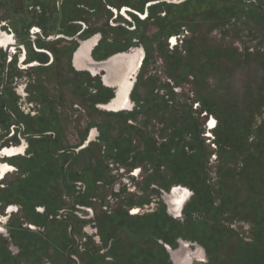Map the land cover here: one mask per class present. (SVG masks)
Segmentation results:
<instances>
[{"label": "rangeland", "instance_id": "374dc122", "mask_svg": "<svg viewBox=\"0 0 264 264\" xmlns=\"http://www.w3.org/2000/svg\"><path fill=\"white\" fill-rule=\"evenodd\" d=\"M146 1L149 0H142V2L139 0H110V3L116 7L115 9L129 3L146 12L148 5L145 3ZM182 1L170 0V2H164L166 3L164 6L153 8L155 13H152L149 18L141 20L140 26H137L133 34L129 32L121 39L117 38L119 33H122L121 30L115 32L112 29H107V32L110 33L107 37L109 42L117 40L120 43L119 51L120 49L124 50L123 47H127V41L131 40L128 38L136 37L138 42L132 40L134 49L129 48L126 52L133 53L137 49H142L144 55L146 54L143 67L140 66L136 72L132 73L131 80L137 87L133 88L134 91L131 88L129 92V99L132 103L127 109L116 113L103 110L101 105L105 103L95 104L99 102L95 100L96 98L106 103L111 101V99H107L109 94L102 92V88L100 89L98 84L101 82L105 86L103 81L105 73L101 71L93 80L84 79L83 77L86 76L76 78L71 68L72 51L70 49L58 50L57 55L54 54L55 64L45 70H29L28 74L16 72V76L22 74L17 76L18 78H15L12 83L16 94L14 100L16 109L24 117H29L32 128L38 127L37 130L56 132L59 148L70 151H68L67 157L49 161V155H46L50 150L49 142L38 143L35 145L34 151L43 157L38 156L35 159V164L27 162L26 159L21 160L24 162L23 173L10 172L0 183V264H67L66 253H62L55 246L60 241L66 242L68 238L62 223L56 222L55 225L50 223L52 225L49 224V227L46 228V234L52 237L55 244L44 241L38 234H28L22 228L20 229V226L32 214L30 210L33 207H36L37 210V207L44 203L49 208L54 205L71 207L72 196L66 187L64 168H61L63 164L65 167L69 162L70 166L73 164L75 172L71 180L74 178L78 182L85 183L86 194L93 200L91 202L95 217L98 214L101 216L104 212H119L125 208L124 206H126V210L130 209V213L137 212L136 216L147 215L155 212L159 203L165 204L172 215L171 217L175 220L185 223L186 219H190L189 235L192 233L196 239L208 241L215 252L212 257L215 264H264V240L263 242L256 240L252 230L254 229L252 220L258 215L255 203L258 202L259 197L255 200L252 199L253 201L257 200L255 203L252 201L253 204L242 203L245 206L243 208H233L232 204L227 203L224 213L215 216V207L220 205L219 195H222L218 194V189L215 188L220 180L218 174L220 156L218 146L214 143L216 136L214 132L217 129L216 125L220 122V117L206 104V101L213 103L212 107L216 111L228 116V122L232 124V127L234 126L233 129L249 126L254 129L258 126L264 128V102L260 97L261 94L264 95V17L260 14L262 10L259 7L260 5L264 6V0ZM169 9L173 11L163 21L164 11ZM175 11L178 12L174 13ZM103 12L98 14L93 12L94 15H92L90 12L81 11L80 14L93 26L99 28L108 17L105 11ZM181 14L184 15L181 16ZM114 21L124 23L128 20L119 14L117 20L114 19ZM162 21L163 23H161ZM172 22L175 23L174 27ZM160 27L173 28L171 31L174 32L173 35H177L178 45H170L168 35L171 33L168 31L158 33ZM66 41L68 40L56 42L51 47L56 46L57 48V45L65 44ZM117 46V44L103 42L96 54L103 56L108 50ZM140 78L142 81H137ZM160 84L168 87L159 88ZM24 87H26L27 94L29 93L26 97L18 94V90ZM110 88L114 96V91L117 88ZM35 91L40 94H33ZM134 98L137 101L140 100L142 106L152 99L155 107L153 109L145 107L144 110L141 109L134 114L136 119H132V121L137 124H135L136 130L132 133L131 138L135 139V142L132 146L127 143L124 145H127L132 152L135 150L137 154L128 152V155L125 154L122 157L121 152L125 149L127 151L126 146L118 141L122 140L124 131L121 128L125 126V122L127 123L122 117H128L126 113L132 114L136 109ZM187 99L192 104H189ZM91 100L95 104L92 103L94 107L91 105ZM163 100L168 102V106H166L167 103H163ZM148 104L151 106L152 102L149 101ZM187 105H191V108H188ZM121 111L125 112L122 114L123 116L121 113L118 114ZM191 117L192 119L196 118L200 124V139L205 144L204 150L208 160L205 165L208 171V183L213 184L216 192L212 191L215 198L213 203L215 206H213V212L215 213L211 212L210 214L203 211L205 207L202 206V200L197 199L190 206L188 216L186 205L194 200V191L173 178L174 171L172 172L171 162L165 161L157 172L156 167L149 161H142L140 158L146 152L144 142L147 139L151 138L156 146L168 142L172 133L181 130L182 126H187V123L191 125L192 122H189ZM212 119L215 121L213 126L209 124ZM183 120L184 122H182ZM173 124L175 127L172 126ZM186 129L188 128L186 127ZM101 130L112 138H102L101 136L99 138ZM0 131V144H2L6 139L2 135L6 131L1 125ZM128 136L127 134L126 137ZM177 136L178 139H182L181 146L192 138L189 132ZM89 139H91L89 146L85 148ZM253 139L252 135L249 139L250 142L254 141ZM184 147L190 155H194L195 150L192 152L191 144L189 147ZM72 150H75V153L80 150L74 161H72L74 154L70 153ZM174 150L177 151V148ZM138 154L141 155L139 158H137ZM126 155L127 158L124 159ZM128 157L135 159L132 162L127 160ZM46 158L48 162H45ZM8 159L2 160L7 161ZM227 162V167H237V169L243 167L242 158L231 159L230 162ZM251 162L253 164L254 160ZM255 163L252 166L258 171L257 177H262L264 180L263 162L256 165L257 167ZM33 166L38 169L36 173L29 174L27 167L34 169ZM141 168L142 171L140 170L139 173ZM136 173H139L138 177L133 176ZM150 175L159 185L153 182L154 184L148 186ZM155 176H159L160 180ZM230 177L232 175L229 173L225 180ZM258 178L250 180V185L256 190L259 189L258 186L256 187ZM166 185L169 187L167 188ZM161 186H164L165 189ZM176 186L189 190L179 212L172 211L170 202L171 191ZM235 186V190L242 187L241 183H235ZM262 187H264V181ZM235 194L238 196L237 193ZM243 197V194L239 195V198L244 199ZM8 204H14L18 209H14L10 221L7 222L3 216ZM252 207L255 210L251 211ZM208 214L211 215L210 218H208ZM79 215L85 218L92 216L91 213L85 211L80 212ZM118 220L121 222L124 217L121 216ZM81 225L82 234L93 236L90 243L91 248L98 252L106 251L97 236L94 217H91L88 223L83 221ZM81 225H79L80 228ZM207 225H212L213 230L211 231ZM221 225L235 231L236 234L231 233L226 240L220 239L219 245L216 246L212 240V233L215 228ZM11 226L12 228H10ZM3 229L11 234L10 240L4 239L3 236L10 237L9 234L6 235L1 231ZM108 233L112 234L113 232L109 231ZM113 235L117 240H122L120 245L124 248V245L129 243V238L133 239L134 237L125 231H122L119 237L114 233ZM189 237H181L182 239L176 240L173 251H168L170 261L173 264H211V256L204 246L198 240ZM241 241L249 245L253 244L254 250L244 251L246 249L242 247ZM79 246L83 250L86 248L85 244H79ZM11 247L14 251L17 249L18 251L13 254ZM132 251L134 250L130 249V252ZM190 254L194 255L191 256V259L189 258ZM198 255L202 256L198 257ZM144 258L145 260L143 257L139 259L142 261L141 264H147V258ZM153 259L155 258L148 257L149 264H156ZM112 260L113 257L108 261ZM133 264H137V262H133Z\"/></svg>", "mask_w": 264, "mask_h": 264}, {"label": "flooded vegetation", "instance_id": "af4514ba", "mask_svg": "<svg viewBox=\"0 0 264 264\" xmlns=\"http://www.w3.org/2000/svg\"><path fill=\"white\" fill-rule=\"evenodd\" d=\"M139 1L142 2V0ZM194 1L196 0H183L182 2ZM164 2H170V0L146 1L145 3L148 5L146 8V12H144V10L140 9V7L129 3L120 5L119 9H115L116 7L111 5L110 0H81V3L80 0H0V125L3 127V130L6 131L4 135H2V137H6V139L3 140L2 144H0V183L5 180L10 172L17 171L23 173L24 162H21V160L26 159L27 162L35 164V159H37L38 156H42L37 155L34 151L35 145H37L38 143H42L43 141L49 142L50 150L49 154H46L49 155V161L54 159L59 160L64 156L67 157L68 151H70L59 148L56 141V132L52 130L41 129L40 131L37 130L38 127L32 128L30 126L32 122H30L29 117H24L23 115H21L18 109H16V102H14L16 94L12 83L15 78H18L17 76L22 75L20 74L16 76V72H25L26 74H28L29 70H45L46 68H49L55 64V55H57V51L67 48L72 51L70 57L72 65L71 68L75 73L76 78L86 76L83 78H89L93 80L94 77H97V75L100 74L101 71H103L101 70V68H105V70L103 71L105 73L103 75L105 86L102 85L101 82H99L98 84L99 88H102L101 90L110 92L109 95H107V99H111V101H107L108 103L99 101L95 104L105 103L101 105L103 110L115 111L116 113L117 111L127 109L131 106L132 103L131 99H129V92L131 88L134 91L137 87V85H134L133 81L131 80V76L133 72H136L138 70V67L143 58V50L137 49L133 53L126 52V50L129 48L134 49V42H138L136 37H127L131 40L127 41V47L125 46L122 48L124 50L120 49L119 51L120 43L117 40H115L114 42H109L107 37L108 35H110V33L107 32V29H112L115 32L117 30H121L122 33L120 32L117 36V38L119 39L124 37V35L129 32H132L133 34L134 31H136L137 26H140L142 22L141 20L149 18L152 13H155L153 8L156 9V7L164 6V4H166ZM81 11L87 13L90 12V14L92 13V15H94L93 12H96L98 14L105 11L108 17L107 20L101 25V27L97 28L96 26H93V24L89 20L84 19V16L80 14ZM171 11L173 10L169 9L167 11H164L165 18L163 19V21L166 20L167 16L169 17ZM177 12L175 11L174 13ZM114 13L115 15H113ZM119 14L122 18H126L128 21H124V23L114 21V19L117 20ZM260 14L264 17L263 10L262 12L260 11ZM183 15L184 14H181V16ZM163 21L161 23H163ZM115 23L118 24L115 25ZM172 26H175L174 22H172ZM171 29L173 28L170 27L169 29L168 27H160L158 33L162 31H168L169 33H171L168 35L170 37L169 43L170 45L175 46L178 45L176 41L177 35H173L174 32L171 31ZM133 39L134 42L132 41ZM63 40L68 41H66L65 44L57 45V48L56 46L51 47L52 44L56 42L58 43ZM103 42L117 44L118 46L111 50H108V52L103 54V56L97 55L96 51ZM145 57L146 54L144 55L143 62L141 63V68L144 65ZM108 59H110L109 62H106L104 64L96 63L100 61H106ZM137 81H139V79H137ZM169 81L171 82L170 79ZM26 87L18 90V94L20 96L26 97L29 94H27L26 92ZM110 87L117 88V90L114 91V96ZM33 94L39 95L40 93L35 91L33 92ZM110 95L113 96V98H110ZM90 102L93 106V100H91ZM187 102L189 104H192V102L188 101V99ZM134 104L136 106V109H134L132 114L127 112L126 114L128 117H122L125 121H127V123L125 122V126L121 129H123L124 131L123 135H129L128 137L125 136L126 138L130 139L129 146H132L133 142H135V139L131 138V136H133L132 133H134L136 130L135 124H137H134L132 121V119H136L134 114L138 113V111L141 109L144 110L145 108L141 107V101L138 103L135 98ZM187 106L190 107L191 105ZM119 113H121L122 115L125 112L121 111L118 112V114ZM209 124L213 126V124H215L214 119H212ZM217 126L218 124L216 125V127ZM91 128L94 129V127L92 126ZM101 134L102 133L100 132L99 138ZM214 140L215 145L218 146L216 142V136ZM90 141L91 139L86 142V146H84L85 148L89 146ZM203 145L205 146L204 142ZM80 150L77 153H75V150H72V152H70L74 154L72 161L77 159ZM131 152L132 150L130 151V153ZM132 153L135 155L137 154L135 153V150H133ZM5 158L9 159L7 161L2 160ZM134 159L135 158L133 157H128L127 160L133 162ZM45 162H48L47 158ZM33 167L34 169H32L31 167V169H29V167H27V172L29 174L36 173V170L38 168L35 166ZM111 167L113 168V165H111ZM61 168H64L63 172L65 174L66 187L69 190L70 195L72 196L71 207H65V205L63 207H58L54 205V207L49 208L44 203V205H39V207H37L38 212L36 210V207H33L32 210H30L32 211V214L28 216L27 219H25V222L22 223L20 229L22 228L25 232H28V234H38L39 237H41L48 243H54L52 237L46 234V228L49 227L50 223L55 225L56 222H64L66 225L65 230L67 232V235L72 239V244L65 251L66 257L72 260L71 264H81L79 253L85 251L86 248L84 250L81 249V246H79V244L86 245L88 242H92L93 237L92 235L81 233L82 222L84 221V223H88L90 222V218L94 217L97 236L102 242V247L106 249V251L104 250V252L99 253L105 255L112 247L113 238L109 240L107 245H104L100 234L99 218L104 214L110 215L113 213L104 212V214H102L101 216L98 214L95 217L91 202L93 200L91 196L86 194L87 187L85 183L80 181L78 182L74 178L71 180L73 173H75L73 164L72 166H70L69 162L65 165V167L63 164ZM140 170L142 171V168L139 169V173ZM139 173L133 174V176L138 177ZM153 182L156 181H154V178L150 175L148 186H150ZM157 185L159 184L157 183ZM166 187L168 188L169 186L166 185ZM161 188L165 189L164 186H161ZM188 193L189 190L185 187L176 186L172 189L170 197L172 211H180V208L186 200ZM161 205L165 207L166 213L169 216H172L165 204L159 203L158 208ZM20 206L22 207V205ZM124 207L125 208H123L121 211L127 213L129 216L132 215L133 217H136L137 214L135 213L137 212L130 213V209L126 210V206ZM158 208L155 210V212L158 210ZM6 209L7 210L4 213L3 218L7 219L8 222L12 217L11 213L14 211V209L17 210L18 207L14 204H8ZM82 211L89 212L92 214V216L89 218L82 217L81 215H79ZM115 212L116 211H114V213ZM25 224H27V226H24ZM52 224H50V226ZM79 225H81V228ZM10 228H12V226ZM1 231H3L6 235L9 234V231L5 229ZM3 237L6 241L10 240L11 234H9L10 238L6 236ZM83 239H85V241H83ZM178 239L182 238L179 237ZM158 241L165 247L167 252L173 251V246L171 244L166 243L161 239H159ZM55 246L58 247L57 244H55ZM10 249L13 254L18 251V249L17 251H14L13 247H11ZM93 251L96 252V250ZM191 256L194 255L190 254V259L192 258ZM201 256L202 255H198V257ZM110 258L111 257L108 256L106 257V260H110Z\"/></svg>", "mask_w": 264, "mask_h": 264}, {"label": "trees", "instance_id": "16d2710c", "mask_svg": "<svg viewBox=\"0 0 264 264\" xmlns=\"http://www.w3.org/2000/svg\"><path fill=\"white\" fill-rule=\"evenodd\" d=\"M139 81L141 82L142 79L140 78ZM162 87H168L166 85L160 84L159 88ZM102 92L109 94V91L102 90ZM262 100L264 102V95L261 94ZM96 101H101L100 99H95ZM94 100V101H95ZM149 101L152 102V105L150 106L148 103ZM152 99L148 100V102H145L143 106L141 107H150L153 109L155 106H153ZM140 100L138 101V103ZM163 103H167L166 106H168V102L163 100ZM206 104L210 106V109H212L214 112H217V115L220 120L217 129L215 130L216 134V142L218 144V152L220 156V166H219V172L220 180L215 185L217 187V193L222 194L219 195L221 198L220 205L218 207L214 206V194H212V191H215L213 184L208 183V174L206 171V163H207V153L204 150L203 141H201L200 136L201 132L199 130L200 124L197 122L196 118L191 117L189 122L187 123V126H182L181 130H178L176 133H172L170 140L168 142H165L159 146L155 145V142L150 138L147 139L145 143L146 145V152L143 155V157L140 158L142 161H149L153 166L156 167L157 172H159L158 168L163 166L165 161L168 163L169 161L172 164V172H173V178L181 184H184L186 186H189L194 191L193 201H190V203L186 206V213L189 216L190 212V206L197 200H202V206L205 207L203 211L213 212V206L216 209L217 215H222L224 213V208L226 207V204L229 203L230 205H233V208H243V204H253L256 201H253L252 199L260 198L258 199L257 204V213L258 215L254 217V220H252V223L254 224L253 234L256 237V240H261L263 242L264 240V187L263 185V178H258V171L254 166H252L255 162L256 165H260L263 162V168H264V128L261 126H258L257 128H237L233 129L232 124L228 122V116L224 115L223 113H219L215 110L212 106H214L213 103L206 101ZM191 108V107H188ZM221 114V116H220ZM184 122V120L182 121ZM186 125V124H185ZM175 127V124L172 125ZM186 127L188 129H186ZM121 130V129H120ZM123 131V129H122ZM184 132H189L191 134V140L187 141L181 146L182 139H178L177 135ZM101 137L107 138L111 136H107L105 131L101 130ZM141 133V132H139ZM253 135L254 141L250 142V137ZM126 138L124 135H122L121 139L118 140L119 143H123V146H126V149L121 152V156L123 157L125 154L128 155V152L130 153V148L127 147V145H130V139H124ZM109 140V139H108ZM198 142V143H197ZM117 143V144H119ZM127 145H124L126 144ZM191 144V150L192 152L195 150L194 155H190L189 152L186 151L184 146L189 147ZM186 147V148H187ZM125 148V147H124ZM177 148V151L174 149ZM175 151V152H174ZM127 155L125 158H127ZM141 155L138 154L137 158H139ZM236 158H242L243 167L241 169L227 167L226 163L227 161L230 162L231 159ZM145 159V160H143ZM251 160H254V163L252 164ZM177 164V166H176ZM257 167V166H256ZM250 170V171H249ZM261 171V170H260ZM176 172V173H175ZM175 173V174H174ZM231 174L232 177L227 178L225 180L226 175ZM175 175V176H174ZM251 175V177H250ZM153 177V176H152ZM160 180L159 176H155ZM258 178L256 181L259 189L256 190V188L252 187L250 185V180ZM154 178V177H153ZM174 180V181H175ZM224 180V182H223ZM234 182V183H233ZM199 183V184H198ZM235 183L239 184L241 183L242 187H239L238 190L236 189ZM222 186V187H221ZM235 187V189H234ZM244 188V190H242ZM225 189V190H223ZM202 192V196H201ZM216 192V191H215ZM225 192V193H224ZM244 192V193H243ZM237 193L238 196H235ZM243 194V198H239V195ZM242 196V195H241ZM240 196V197H241ZM253 201V202H252ZM234 203V204H233ZM243 203V204H242ZM232 207V206H231ZM255 209H251L253 211ZM202 211V212H203ZM210 214H208V218H210ZM123 216L124 220L119 222L118 218ZM187 216V217H188ZM131 221H133L131 223ZM205 222L204 220H202ZM190 219H186L185 223L180 222L178 220H175L171 216H169L166 213V209L163 205H161L158 210L155 213H150L143 216H129L127 213L123 211H116L115 213L111 215H102L99 218V226H100V234L102 237V241L104 245H107L109 240L113 238V244L110 248L109 252H107L105 255L100 254L98 251L94 252L91 248L90 243L88 242L86 244V250L79 253L81 264H133V262H139V264L142 263V261H139L141 257L145 260L144 257L148 259L149 258H155L153 259V262H156V264H172V262L169 259L168 252L166 251L165 247L159 243V239L163 240L166 243L171 244L174 246L176 244V240L179 237L182 238H190L191 236L193 239L195 238L194 234L189 235V229H190ZM62 225H64L65 230V223L63 222ZM217 225V224H215ZM222 226V227H221ZM218 228H215L212 233V240L215 242V245L218 246L220 239L223 238V240H226L228 238V235L231 233H235V231L228 229L227 227L221 225ZM207 227H210L211 231L214 228L212 225H207ZM220 229V231H219ZM228 232H227V231ZM111 231L114 234H116L119 237V234L122 231H125L126 233L130 234L132 238H129V243H127L125 248L121 246L122 240L115 238V236L112 234H109L108 232ZM68 237V235H66ZM66 237V238H67ZM214 237V238H213ZM144 238L147 240L144 241ZM69 240V242H67ZM63 242H58V248L63 252H65L68 247L72 244V239L68 237ZM202 246L206 249L209 256H211V259L213 257V254L215 255L214 250L212 249L211 245L208 244V241L197 238ZM209 240V239H208ZM211 240V239H210ZM209 240V241H210ZM260 241V242H261ZM242 247L245 248L246 252H251V250H254V245H249L247 243H244L241 241ZM130 244V245H129ZM143 245V246H142ZM129 246V247H128ZM146 246V247H144ZM128 249V250H127ZM130 249H133L135 253L130 252ZM93 252H92V251ZM124 250V251H123ZM113 257L112 261L106 260V257ZM67 260V264H71L72 260L70 258L65 257ZM147 264L149 262L147 261ZM150 260V259H149ZM152 261V260H151ZM218 262V261H217ZM211 264H215V261L213 259L211 260Z\"/></svg>", "mask_w": 264, "mask_h": 264}, {"label": "water", "instance_id": "95a60500", "mask_svg": "<svg viewBox=\"0 0 264 264\" xmlns=\"http://www.w3.org/2000/svg\"><path fill=\"white\" fill-rule=\"evenodd\" d=\"M259 7L264 11V7H263V6H259ZM115 56H116V55H115ZM115 56H113V57H115ZM113 57H111V58H113ZM143 57H144V52H143ZM111 58H110V59H111ZM110 59H108V60H106V61L96 62V63H97V64H104V63H106V62H109ZM142 61H143V58H142V60H141V63H142ZM141 63H140V65H139V67L141 66ZM139 67H138V68H139ZM101 70L104 71L105 68L102 67Z\"/></svg>", "mask_w": 264, "mask_h": 264}]
</instances>
